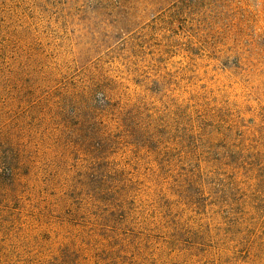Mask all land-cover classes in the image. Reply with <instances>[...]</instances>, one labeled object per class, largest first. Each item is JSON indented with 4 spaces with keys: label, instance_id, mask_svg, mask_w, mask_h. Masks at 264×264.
<instances>
[{
    "label": "rangeland",
    "instance_id": "rangeland-1",
    "mask_svg": "<svg viewBox=\"0 0 264 264\" xmlns=\"http://www.w3.org/2000/svg\"><path fill=\"white\" fill-rule=\"evenodd\" d=\"M0 253L264 264V0H0Z\"/></svg>",
    "mask_w": 264,
    "mask_h": 264
},
{
    "label": "trees",
    "instance_id": "trees-1",
    "mask_svg": "<svg viewBox=\"0 0 264 264\" xmlns=\"http://www.w3.org/2000/svg\"><path fill=\"white\" fill-rule=\"evenodd\" d=\"M107 105H108V102H107L106 98H103L100 102L99 110H97L95 124L98 123L99 125H104L105 122H107V115H108V108H106ZM119 114H120L121 118H120V121L118 123L120 124V123L125 121L126 116H127V112L123 111V112H120ZM0 264H6V262H4L2 260V253H0Z\"/></svg>",
    "mask_w": 264,
    "mask_h": 264
}]
</instances>
